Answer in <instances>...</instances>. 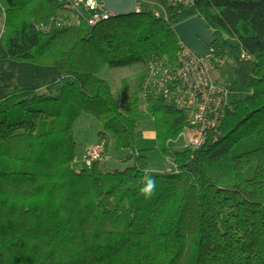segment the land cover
<instances>
[{
  "label": "trees",
  "instance_id": "16d2710c",
  "mask_svg": "<svg viewBox=\"0 0 264 264\" xmlns=\"http://www.w3.org/2000/svg\"><path fill=\"white\" fill-rule=\"evenodd\" d=\"M0 4L8 57L62 74L41 90L0 97V264H264V0L163 1L166 19L143 10L49 31L35 26L57 12V0ZM193 15L215 36L210 73L230 86L218 72L232 56L240 91L202 145L177 148L183 112L142 100L129 83L115 93L100 71L172 53L173 26ZM146 112L154 147L173 169H149L154 147L136 143ZM82 114L101 123L100 137L111 134L127 166H75ZM149 176L156 188L145 199L139 189Z\"/></svg>",
  "mask_w": 264,
  "mask_h": 264
},
{
  "label": "built area",
  "instance_id": "2783aa9c",
  "mask_svg": "<svg viewBox=\"0 0 264 264\" xmlns=\"http://www.w3.org/2000/svg\"><path fill=\"white\" fill-rule=\"evenodd\" d=\"M56 13L35 26L40 31H49L65 25H95L116 14L106 10L101 0H57ZM163 1L170 4L188 6L193 0H134L135 10H143V5L154 4L157 8L150 11L154 16L166 19ZM209 56H201L192 51L182 41L172 53H149L144 63L146 72L141 88V98L145 101L161 99L185 115V125L178 138L174 140L180 146L198 148L205 141V134L215 130L223 117L230 90L218 82L213 75ZM242 51L241 57H247ZM106 140L100 137L90 143L82 160L88 168L106 153Z\"/></svg>",
  "mask_w": 264,
  "mask_h": 264
},
{
  "label": "rangeland",
  "instance_id": "374dc122",
  "mask_svg": "<svg viewBox=\"0 0 264 264\" xmlns=\"http://www.w3.org/2000/svg\"><path fill=\"white\" fill-rule=\"evenodd\" d=\"M142 8L151 10L157 7L154 4L150 3L143 5ZM232 58V56L224 54L223 58L221 59L220 69L218 72L222 79L230 84V86H228L230 93L232 91H240L239 86L236 83H233L232 81L234 75L233 71L235 70V61ZM145 72V63L143 60H140L124 66L112 67L106 65L100 71V78L107 80L112 86V91L118 94L122 92L123 83H129L131 85V90L141 97L139 88H141V83L143 81V75H145ZM141 103V108L145 110L147 104L143 101H141ZM147 114V117L140 122V129L143 133L141 139L139 138L136 142L139 148H151L156 145V139L154 136L155 130L153 129L154 122L150 114ZM99 129H101V123L96 118H94V116L90 114H82L80 117L77 118L74 124L73 131L75 140L77 141V156L75 157L76 167L79 168L81 166H85L81 158L82 151L84 150L86 144L90 143L97 136H99ZM102 137H104L107 142L105 153V155L107 154V156L104 155L106 158L104 160L101 159L100 162L101 165H103V169H122L127 166L129 163L123 160V151L115 149V144H113L114 139L111 134L106 133ZM173 146L178 148L180 145L176 143L173 144ZM146 156H148L149 160V169L156 171H165L173 169V164L171 163V161L165 155H163V153L156 147L148 150L146 152Z\"/></svg>",
  "mask_w": 264,
  "mask_h": 264
},
{
  "label": "crops",
  "instance_id": "0c3cea01",
  "mask_svg": "<svg viewBox=\"0 0 264 264\" xmlns=\"http://www.w3.org/2000/svg\"><path fill=\"white\" fill-rule=\"evenodd\" d=\"M3 14L4 11L0 4V41L1 35L6 31L4 28L5 16ZM7 54L4 45L0 42V97L16 89L38 91L46 83L57 81L62 77L61 72L56 67L28 61H16L10 59ZM99 137L97 136L90 143L97 141ZM90 143L86 144L82 151V157Z\"/></svg>",
  "mask_w": 264,
  "mask_h": 264
},
{
  "label": "water",
  "instance_id": "95a60500",
  "mask_svg": "<svg viewBox=\"0 0 264 264\" xmlns=\"http://www.w3.org/2000/svg\"><path fill=\"white\" fill-rule=\"evenodd\" d=\"M104 8L118 15H130L134 13V0H101ZM175 35L188 48L201 56H209V46L215 42V36L208 25L199 15H193L189 19L179 21L173 26Z\"/></svg>",
  "mask_w": 264,
  "mask_h": 264
},
{
  "label": "clouds",
  "instance_id": "9594fccd",
  "mask_svg": "<svg viewBox=\"0 0 264 264\" xmlns=\"http://www.w3.org/2000/svg\"><path fill=\"white\" fill-rule=\"evenodd\" d=\"M156 188V181L153 177H145L143 182V186L139 189V195L144 197L145 199H150Z\"/></svg>",
  "mask_w": 264,
  "mask_h": 264
}]
</instances>
